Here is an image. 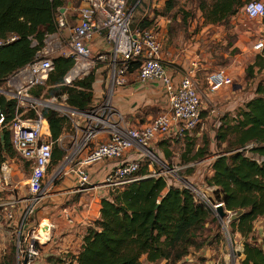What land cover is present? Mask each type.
<instances>
[{"label": "trees", "instance_id": "1", "mask_svg": "<svg viewBox=\"0 0 264 264\" xmlns=\"http://www.w3.org/2000/svg\"><path fill=\"white\" fill-rule=\"evenodd\" d=\"M158 1L165 2L168 12L177 0ZM197 2L205 23L210 25L227 22L246 4L242 0ZM65 3L66 0H0V41L4 42L0 46V84L34 61L46 35L57 31L55 15ZM12 38L15 40L9 42ZM73 67L72 59L55 60L47 82L48 97L66 96L71 108L87 111L95 100L96 72L66 86L64 78ZM256 68L263 66L256 63L248 70L252 73ZM137 69L138 65L131 71ZM44 89L40 86L33 94L39 98ZM255 93L256 97L235 115L220 118L214 138L216 152L211 155L213 141H206L190 157L188 144L189 149L181 158L182 165H189L208 156L215 157L214 174L211 179L207 178V186L214 190L213 205L223 204L227 212L237 214L230 232L245 240L241 264H264V239L260 245L252 237L255 224L264 218V84H259ZM0 108L8 125L16 117L17 102L0 96ZM42 116L48 120L55 142L51 166L56 167L67 156L58 141L72 127V121L52 109H44ZM27 117L36 115L33 112ZM16 155L11 131L0 128V166ZM164 155L166 160L172 159L169 151L164 150ZM151 166L150 162L141 165L137 174L140 180L111 189L108 198L102 199L101 217L95 228L87 230L76 264H142L144 257L150 264H179L192 252L211 246V236L215 235L214 243L218 244L219 222L214 209L200 202L187 188L170 185L161 176L148 177ZM48 260L51 264H66L50 256Z\"/></svg>", "mask_w": 264, "mask_h": 264}, {"label": "built area", "instance_id": "2", "mask_svg": "<svg viewBox=\"0 0 264 264\" xmlns=\"http://www.w3.org/2000/svg\"><path fill=\"white\" fill-rule=\"evenodd\" d=\"M144 0H66L57 10L55 24L57 31L46 35L43 46L37 51L34 61L7 79L0 96L17 102L16 117L5 125V116L0 108V128L7 126L11 131L12 146L17 155L30 167L27 180L29 198L11 202L5 207L6 218L16 221V208L21 204L22 224L15 242L16 264H50L45 255L40 234L25 233V222L35 213L36 208L48 198L46 178L52 164L55 142L52 139L48 120L41 111L34 107L36 117L24 116L25 108L43 103L33 96V91L45 86L54 71L55 60L63 57L72 59L74 67L64 78L66 86H72L82 80L98 65H107V91L125 84L126 76L132 67L138 65V80L142 84L160 81L165 87L169 99V108L155 117L149 124L136 128H123L114 121L115 111L105 102L78 114L73 108L61 106L59 109L70 111L71 115L86 120V132L74 147L66 160L75 162L80 152L88 147L100 133H107L106 142L99 144L91 153L81 160L74 169L77 178L76 193H85L91 188L88 168L94 164L110 160H119L131 152H138L145 159L154 158L149 152L154 142L168 138L179 140L191 135L203 122V95L195 77L185 75L177 83L168 73L163 62V45L161 36L155 29H142L135 26V17ZM249 20H257L264 26V1L247 2L242 8ZM12 38L9 42H13ZM4 42L0 41V46ZM37 44L35 43V46ZM253 49L264 55V39H258ZM234 79L224 70H218L207 76V88L216 92L223 87L233 86ZM104 94V93H103ZM100 98V97H98ZM66 102V96H64ZM22 110L21 113L19 111ZM64 116V115H62ZM67 117V116H66ZM220 126V122L218 125ZM62 138L58 143L62 146ZM143 161H125L115 168L105 179V186L115 189L141 179L137 174ZM192 166L189 165L188 167ZM152 171L148 177H158ZM6 182L0 179V193ZM193 192L197 190L191 187ZM213 209L215 211L214 205ZM77 209L63 207V218L71 230L80 229ZM80 224V225H79ZM53 225L47 227L50 231ZM35 230V229H34ZM76 264V260L65 261Z\"/></svg>", "mask_w": 264, "mask_h": 264}, {"label": "rangeland", "instance_id": "3", "mask_svg": "<svg viewBox=\"0 0 264 264\" xmlns=\"http://www.w3.org/2000/svg\"><path fill=\"white\" fill-rule=\"evenodd\" d=\"M212 1L213 0H207V3L210 4ZM242 1L243 3H247L255 0ZM148 24L149 27L153 26V29H155L161 36L164 53H168L172 50V47H175L177 49H174L173 51L176 57L181 59L185 53H190L192 60L196 57L198 63H201V66L208 67L207 72L209 74L218 70L226 71L227 74L234 79L233 87L242 84L244 85L245 82H247L248 89L244 90L242 92L243 94L249 92L253 93V91H255L253 88L256 89V86L259 84H264V55H260L253 49V45L258 39H264V26L260 21L247 19L243 14L242 9L236 16L231 17L227 22L210 25L205 23L203 13L198 8L197 0H177L175 7L168 12L164 1L144 0L136 14L135 26H139L143 29L145 27L149 28L147 27ZM247 31H250L251 35L247 34ZM256 63L262 64L263 68H257L254 72L250 73L248 69ZM102 66L104 65H98L95 69L101 68ZM176 67L179 68V66ZM106 70H108L107 67ZM103 75H105V78H108V71ZM202 75L203 72H201V86H204V83L207 81H205L206 76ZM153 82H158L164 86L160 81ZM4 87L5 84H0V88ZM44 87L45 89L42 91L39 98H36L33 94L36 99L41 100L43 103L28 106L25 108L23 114L24 116H30L34 111V108L41 112H43L44 109H52L61 115L67 116L71 121H81V126L76 123L77 128L73 127L72 122V127H68L65 131V134L68 136L66 139L67 148L71 153L77 145V143L73 142V137L78 139V143L81 141L83 134L79 129L80 127L85 126L84 122L86 120L71 115L70 111L59 109L61 106L71 107L65 102L64 97L61 99L48 97L50 87L47 86V84ZM249 88H251V91ZM103 90L104 94L98 96L100 98H95L91 108L99 106L103 104V102L109 106L108 104L114 90L111 89L107 91L105 88H103ZM36 91L37 89L35 92ZM164 95L167 97L166 91H164ZM219 106L220 105H218L217 108H219ZM215 112L216 111L214 110V120L218 119L219 116L218 113L216 114ZM217 125L218 122H216V126ZM3 129L10 131L9 126ZM3 129L1 130L3 131ZM216 130L217 129L210 126L209 123L206 126L203 120L202 124L193 131V136H187L186 138L180 139L179 142L184 140L187 142H184L185 146L179 145L177 148H174V152L178 153L185 150L186 153L190 148V157H192L196 153L198 145L203 146L206 141H213ZM199 131L201 132V137L197 139L196 134ZM193 138L195 139L194 142L192 141ZM188 144L190 145L189 148H187ZM216 151L217 149L214 146L212 152L210 151L211 155ZM212 157L213 156H208L207 158L211 159ZM174 158L175 157L171 160H164L163 158H160V156L157 158L154 157L152 159H145V162H143L142 165H145L148 162L152 163V171H155L159 176L164 177L170 185L178 188H187L192 192L193 190L191 187H194L197 191L193 193L197 196L200 202L213 208L211 199H214V190L207 186L209 170L208 163H203L201 166H195L194 163H191L193 166H190L189 168L193 167V173L192 175H189L188 173L190 169H188V165L182 167L179 161ZM73 165L74 163H70L69 160L64 159L58 166H51L49 168L45 181L48 187V198L36 208L35 213L25 222V233L30 234V236L34 235V231L38 233L40 224H43L46 220V213L59 205L58 200H55L52 196L57 195L55 193L68 178L67 173L69 167ZM29 176L30 167L18 155H16L15 158H8L7 161L0 166V179H3L6 182L4 190L0 193V205L18 202L21 199L29 198L30 195L27 189V180ZM189 176L195 177L191 180L187 178ZM21 206V204L17 205V217L16 221L13 222L6 218L4 214L5 207H0L1 231L2 234H5L4 236L7 237L2 240L0 237V249L1 247H6L5 250L0 251V264H16L14 248L17 233L22 224V215L20 213V210L22 209ZM74 209L79 211V207ZM215 217H217L216 213ZM236 217V213L227 212V216L221 224L217 218L219 226L218 229H216V234L220 235L219 239L221 241L218 239V244H216L214 243L216 241L215 235L211 236V246L205 247L202 251L192 252L191 255L186 257L184 261L179 264H241L244 259L243 250L245 240L239 234H231L230 232V225ZM76 231H78V229H76ZM252 237L256 239L258 244H263L264 218L260 219L255 224V233ZM12 253L14 255L13 258H11ZM144 264L147 263L144 262Z\"/></svg>", "mask_w": 264, "mask_h": 264}, {"label": "crops", "instance_id": "4", "mask_svg": "<svg viewBox=\"0 0 264 264\" xmlns=\"http://www.w3.org/2000/svg\"><path fill=\"white\" fill-rule=\"evenodd\" d=\"M247 34L251 35V32L247 31ZM174 49L177 48L172 47V50L168 53H164L163 51V62L167 68L168 73L174 78V81L177 83L185 75L191 74L195 77L200 92L203 95L202 114L206 126L209 123L210 126H213L215 129H217L216 122L220 121V117H223L227 114L235 115L239 111V109L243 108L245 104L256 97L255 88H253V90H255L253 91V93H242L244 90L248 89L247 82H245L244 79V85L242 84L234 87H223L216 92H210L207 88V82L204 83V86H201V72H203V75L206 76L205 81H207V76L209 74L207 72L208 67H203V65L201 66V63H198L196 57L192 60L190 53H185L182 58L179 59V57L175 56V53L173 51ZM176 66H179V68ZM106 72V66H102L101 68H98L96 70V81L93 86L95 98L103 94V88H105V84L108 80V78H105V75H103ZM125 81L126 82L123 86L117 87L115 89L110 99L111 105L115 111L114 121L118 122L121 127H143L149 124L160 113L164 112V110L166 111L169 108V99L164 95V86H162L158 82L142 84L138 80L137 70L129 73L126 76ZM249 90L251 91V88H249ZM218 105H220L219 108H217ZM214 110L216 111L215 113H218L219 115L218 119L215 120L213 119L215 117V115L213 114ZM72 122L73 127L77 128V125L81 126V121L74 120ZM87 127L88 125L85 123V126L80 127L79 131L84 134L87 130ZM107 133H100L96 135V137L91 141L90 145L80 152V154L75 158L74 165L69 167V171L67 173L68 178L55 193L57 195L52 196L53 198H55V200H58L59 205L54 207L50 212L46 213L47 216L45 218L46 220L44 221V225H53V228L50 231V236H48V232H46L45 235H41L43 241L48 240L43 244V249L46 256L62 259L64 261L75 260L76 258H78L84 244V235L87 233V230L89 228H95L96 221H98L101 217V201L104 198H108L111 191L109 187L105 186L106 177L115 168H117V166L125 161H145L143 155H140L138 152H131L119 160H110L94 164L87 169L91 179L90 190L85 193L74 192L73 190L77 187V178L73 172L75 167L99 144L106 142V138H108ZM188 136L191 137L193 136V134ZM67 137L68 136L64 133L62 137V147L67 152L66 158L68 156H71L73 153V150L70 153L69 149L67 148ZM199 137H201L200 131L196 134V138L198 139ZM77 140V138L73 137V142L78 143ZM194 140L195 139L193 138L192 141L194 142ZM179 141L180 140H174L170 138L166 140H159L153 143L151 149H153L156 158L160 156V158H163L164 160L166 159L164 150H167L172 154V158L175 157L174 159L179 161V163L181 164V158L185 153V150L183 152L180 151L176 153L174 152V148H177L179 145L185 146L184 142L187 141ZM214 146L215 143L213 138V143H211V152ZM199 147L200 145H198V149ZM206 159L205 161L204 159L197 161L194 163V165L201 166V164L203 163H208L209 170L207 178L211 179L214 174L212 170V163L215 160V157L213 156L211 159ZM181 166L184 167L186 165L181 164ZM192 168L188 167V169H190L188 173L189 175H192L193 173ZM150 172H152V167H150ZM194 177L195 176H189L187 178L192 180ZM65 206H70L72 208L79 207L80 212L78 211L77 213V220L78 223H82V225L78 231L69 229L67 224L65 223L62 212L63 207ZM1 229L2 227L0 222L1 240L6 239L7 237L4 236L5 234H2ZM5 249L6 247H1L0 251ZM142 262L143 264L144 262L150 264L147 262L146 257L143 258ZM158 264H166V262H161Z\"/></svg>", "mask_w": 264, "mask_h": 264}, {"label": "water", "instance_id": "5", "mask_svg": "<svg viewBox=\"0 0 264 264\" xmlns=\"http://www.w3.org/2000/svg\"><path fill=\"white\" fill-rule=\"evenodd\" d=\"M75 112H77L78 114H81L83 111H79L77 109H73ZM149 152L151 154H153L154 157L155 154L153 152V149H149ZM214 208H215V213L217 215V218L218 220L220 221V224L223 223L225 217L227 216V211L225 210V207L223 204H217V205H214Z\"/></svg>", "mask_w": 264, "mask_h": 264}, {"label": "bare ground", "instance_id": "6", "mask_svg": "<svg viewBox=\"0 0 264 264\" xmlns=\"http://www.w3.org/2000/svg\"><path fill=\"white\" fill-rule=\"evenodd\" d=\"M40 104H41V103H40ZM48 226H50V224H48V225H44V223L42 224V227L40 228V236H41V234H42V235H45L46 232L49 233V231H48V229H47ZM43 227H44V228H43ZM41 231H42V232H41Z\"/></svg>", "mask_w": 264, "mask_h": 264}]
</instances>
